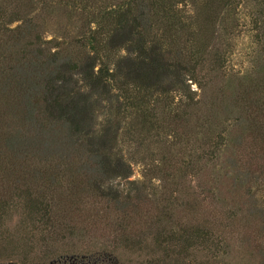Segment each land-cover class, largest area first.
Returning <instances> with one entry per match:
<instances>
[{"label":"trees","instance_id":"obj_1","mask_svg":"<svg viewBox=\"0 0 264 264\" xmlns=\"http://www.w3.org/2000/svg\"><path fill=\"white\" fill-rule=\"evenodd\" d=\"M224 1L207 49L172 0H0V264H264L242 162L246 135L264 153V0ZM53 12L81 16L75 35L45 38ZM169 136L167 190L128 181L129 150Z\"/></svg>","mask_w":264,"mask_h":264},{"label":"rangeland","instance_id":"obj_2","mask_svg":"<svg viewBox=\"0 0 264 264\" xmlns=\"http://www.w3.org/2000/svg\"><path fill=\"white\" fill-rule=\"evenodd\" d=\"M173 4L176 5L178 9L181 10L182 15L186 18V21L193 24V28L195 31H198L200 34V41L206 44L207 49L212 44V41L215 37L220 33V27L218 22L220 17L222 16L225 6L224 0H172ZM35 3V2H34ZM241 6H237L236 11L245 10V4L240 2ZM34 8L33 15L39 14V6H32ZM30 8V9H31ZM241 12V13H242ZM81 16L73 17L68 16L67 12H53L47 16L46 20V30H45V38L51 39L55 38L58 40L64 36L72 37L75 35V30L78 28V25L81 23ZM231 22V21H230ZM243 21H240L242 24ZM227 30L230 31V39L228 40V44L230 45V58L227 64L228 73L232 74H242L246 70L250 68V62L247 58L248 54L251 52L250 45L247 42L246 37L243 36L239 28H236L233 22L230 25H227ZM219 31V32H218ZM190 92H193L195 98H199L200 90L198 89V85L192 83V81H187ZM190 95L191 93H173L172 99L175 104L183 105L187 103L186 98L183 95ZM98 121H101L99 118ZM158 139H145L139 147L132 148L129 152L132 154V174L128 178V181L135 182L137 185L148 184L149 178L153 179L152 184L154 187L167 190V184L160 179L156 178L155 175L151 172L152 167L158 165L161 157L165 156L166 151H164L163 146L174 147L177 142L175 138L166 137L164 139L165 144L158 143ZM176 143V144H175ZM185 143V141H184ZM175 144V145H174ZM244 153L242 162L244 164V169L250 171L254 176L257 177L255 181L249 182V186L260 200L261 206L264 208V159H260L264 157V153L258 154L263 151V146L257 143L255 139L252 137H247L244 143ZM250 152H257L256 156L250 154ZM124 153L128 156L127 150L124 149ZM251 155V157H250ZM262 156V157H261ZM144 158V159H143ZM145 160V161H143ZM145 162V163H144ZM253 180V179H252ZM13 226V225H12ZM235 235V233L233 234ZM233 237V236H232ZM231 238V242L234 245V250L237 252V256H239L238 251L240 250L238 247V239L236 236ZM239 258V257H238ZM54 264H81L78 260L73 259L72 257H65L64 259H60ZM91 264H95L91 261ZM96 264H103L102 261H96ZM108 264V263H106Z\"/></svg>","mask_w":264,"mask_h":264}]
</instances>
